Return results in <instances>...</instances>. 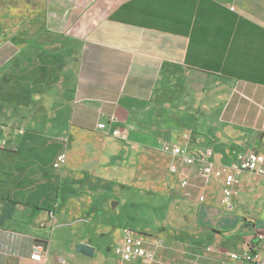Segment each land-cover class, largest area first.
Here are the masks:
<instances>
[{"label":"crops","instance_id":"1","mask_svg":"<svg viewBox=\"0 0 264 264\" xmlns=\"http://www.w3.org/2000/svg\"><path fill=\"white\" fill-rule=\"evenodd\" d=\"M38 4L0 57V264H197L161 254L168 233L210 264H250L228 256L246 247L264 254V178L232 169L238 153L264 155V0ZM164 143L189 157L209 150L211 173ZM60 151L66 163L55 168ZM231 171L228 205L221 187ZM100 179L130 187L116 185L112 204L135 183L176 194L165 220L183 218L158 232L160 245L145 239L151 258L115 254L128 230L95 215Z\"/></svg>","mask_w":264,"mask_h":264},{"label":"built area","instance_id":"2","mask_svg":"<svg viewBox=\"0 0 264 264\" xmlns=\"http://www.w3.org/2000/svg\"><path fill=\"white\" fill-rule=\"evenodd\" d=\"M230 9H233V7H230ZM97 126L99 128H102L104 124L98 123ZM262 139L264 140V137ZM161 149L163 152L170 153L171 155L181 156L187 162H192L193 159H199L201 162H204L203 167H201V170L204 174H209L212 171L211 165L206 161L208 155L210 154L209 150L204 153H195L193 154V156L189 157L186 155L185 149L177 144L164 143L162 144ZM65 163L66 154L64 151H60L55 156L52 165L55 168H59L64 166ZM232 169L238 171L253 172L264 178V155L258 151L253 150L238 153V162L236 165H232ZM233 184L234 172L231 171L224 175L221 187L222 194L226 200L225 203L228 205H230L228 198L232 194ZM126 237V240L123 243L116 245L114 249L115 254L122 260L131 261L134 258L138 257H152V250L147 251L146 247H144L145 237L142 234L128 230ZM257 238L260 241L262 248L264 249V231L258 232ZM160 242L161 241L158 239L154 241V245H160ZM206 249L210 250L211 248L207 247ZM228 256L230 259L240 262H246L250 264H264V254L252 251L248 247L239 250H232L228 253ZM42 257L43 255L40 253V251H36L30 256L31 259L37 261H40Z\"/></svg>","mask_w":264,"mask_h":264},{"label":"trees","instance_id":"3","mask_svg":"<svg viewBox=\"0 0 264 264\" xmlns=\"http://www.w3.org/2000/svg\"><path fill=\"white\" fill-rule=\"evenodd\" d=\"M116 185L121 189L130 188L111 179H100V182L94 185V188L99 190V195L95 198L96 205L94 204L92 207L95 208V215L101 217L102 223L139 234H147L146 230H156L157 232L166 230L167 226L158 225V223L166 219L168 204L176 195L174 192H171L168 197H164L150 190L136 193V190L132 189L128 199L123 202L114 197L113 202L116 204L118 212L110 215L105 208L114 205L111 194Z\"/></svg>","mask_w":264,"mask_h":264},{"label":"rangeland","instance_id":"4","mask_svg":"<svg viewBox=\"0 0 264 264\" xmlns=\"http://www.w3.org/2000/svg\"><path fill=\"white\" fill-rule=\"evenodd\" d=\"M40 1L41 0H0V57L2 53L6 55L8 51V48H5L6 45L3 46L4 43L12 41L15 32L28 31L30 23L34 22L36 16L41 14V12L38 13L40 11V5L38 4ZM3 49H5L4 52H2ZM6 92H8V89H6ZM148 170L151 172L154 169L150 168ZM139 186H141L140 183H135V185L132 184L131 187L136 190V193H140ZM125 189V192L129 191L127 188ZM149 190L156 193L159 192L155 184H150ZM182 218L183 217L178 218L176 215L171 214L169 218L167 217V220H163L161 223H158V225L163 224L168 227L170 222L177 225L178 220L180 221ZM167 222H169V224ZM171 235L172 234L168 233L166 237H164L166 240L160 248L162 251L161 254L167 255V257L184 256L197 261V264H200L199 262L201 261H205L206 263L204 262V264H210L207 259L211 260L212 256L208 255L207 252L205 253L203 249L201 252H194L189 245L173 241ZM159 238L160 236L156 230H147L145 239L156 241ZM145 247L147 250L153 249L152 244H146ZM212 264H215L214 261Z\"/></svg>","mask_w":264,"mask_h":264},{"label":"water","instance_id":"5","mask_svg":"<svg viewBox=\"0 0 264 264\" xmlns=\"http://www.w3.org/2000/svg\"><path fill=\"white\" fill-rule=\"evenodd\" d=\"M76 251L81 252L82 254L86 256H92L93 255V248L88 245L87 243H79L75 246Z\"/></svg>","mask_w":264,"mask_h":264}]
</instances>
